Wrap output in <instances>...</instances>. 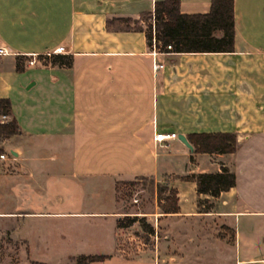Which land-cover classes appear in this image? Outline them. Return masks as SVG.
<instances>
[{
	"label": "crops",
	"instance_id": "0c3cea01",
	"mask_svg": "<svg viewBox=\"0 0 264 264\" xmlns=\"http://www.w3.org/2000/svg\"><path fill=\"white\" fill-rule=\"evenodd\" d=\"M157 1L0 0V98L11 100L8 120L22 129L2 144L15 154L0 160V238L9 234L27 262L50 264L37 258L55 254L264 264V0H234L230 52L155 54L144 32L107 30V19H139ZM210 3L180 0V10L206 13ZM59 47L69 62L17 70L19 56L37 59ZM207 131L238 140L235 152L210 154L207 169L194 167L180 140L156 141L158 133ZM221 167L234 172L235 185L199 212L195 182L182 177ZM140 177L177 191L178 212L158 214V229L151 224V235L164 233L156 251L130 247L137 222L118 226L132 214L118 210L117 183ZM85 185L98 194L108 186L111 201L85 208Z\"/></svg>",
	"mask_w": 264,
	"mask_h": 264
},
{
	"label": "trees",
	"instance_id": "16d2710c",
	"mask_svg": "<svg viewBox=\"0 0 264 264\" xmlns=\"http://www.w3.org/2000/svg\"><path fill=\"white\" fill-rule=\"evenodd\" d=\"M106 27L111 32H144L149 46L154 41L162 51L173 52H230L234 49L235 16L234 0H211L210 8L206 13H182L180 0H161L155 3L153 11H145L139 19L132 17H115L107 19ZM172 45V50L167 46ZM26 58H17V70L24 71ZM70 61L64 54H55L50 63L63 64ZM12 115V103L9 98H0V117ZM22 133L21 126L15 118L0 122V143L12 136ZM187 140L193 147V153H233L237 150V135L233 132H200L190 133ZM6 153L0 144V154ZM192 160V159H191ZM147 178V177H140ZM192 180L199 195L197 204L199 212H210L215 204L211 198H216L221 192L227 191L235 185L234 172L227 167H221L217 172H200L182 177ZM153 181L154 179L150 178ZM117 183V200L120 202V183ZM157 200L162 213L178 212V196L175 188L168 183L155 184ZM126 195V194H125ZM205 196H209L207 198ZM124 197V195H123ZM122 197V199H123ZM125 215L118 220L119 227H129L140 221L147 233L153 234L154 227L146 222V216ZM105 256L82 255L77 257V264H91L101 261Z\"/></svg>",
	"mask_w": 264,
	"mask_h": 264
},
{
	"label": "rangeland",
	"instance_id": "374dc122",
	"mask_svg": "<svg viewBox=\"0 0 264 264\" xmlns=\"http://www.w3.org/2000/svg\"><path fill=\"white\" fill-rule=\"evenodd\" d=\"M52 56L53 55L40 56V58L37 59L29 58L26 60V64L31 65V60L35 63L39 62L40 64H47L51 62ZM176 139L179 140L178 137H176ZM169 141L172 142V140ZM3 143L4 142L0 143L1 146ZM170 149L172 150V148ZM11 150V148H8V152H6L7 156H12ZM192 155L195 158V168L207 169L204 167H212L210 164H212L213 162H211V157L209 153H192ZM155 184L156 182L154 181L153 184V181L150 178H136L127 182L120 183L119 187L121 191L119 195L121 198L120 202H118V210L122 211L123 214H132V216L137 215L139 216L138 218H143V216H146V222L148 224H153V226L158 229V224L156 221L157 218L160 216L158 214H161L162 212L157 200ZM184 184V186H188V183ZM92 188V186L85 185L83 193V201L85 203V208H87L89 205V207H91L92 204H95V202L99 201L100 199L104 200L105 202H108V200L111 201V198L113 197V190L111 188L106 186V188H104L101 192L99 190L100 194H98L95 190H92ZM85 227L88 228V224H85ZM221 230V232H223V234H225L228 238L231 237V231L228 228H222ZM129 233L132 237L130 247L133 248L132 250L134 251H139L143 249L156 251L158 240L164 238V233L161 232V230L159 231V236L158 233H156L155 235L147 233L142 227L140 221H138L135 225L131 227ZM0 239V264H34L31 261L27 262V259L25 257H19L17 251V244L13 242V240H11L9 234H4ZM37 259H45V262H49L50 264H76L77 260V258L72 256H58L55 254H53L52 256H40ZM94 264L126 263L120 258H118V256H113L110 262L101 261L95 262Z\"/></svg>",
	"mask_w": 264,
	"mask_h": 264
},
{
	"label": "built area",
	"instance_id": "2783aa9c",
	"mask_svg": "<svg viewBox=\"0 0 264 264\" xmlns=\"http://www.w3.org/2000/svg\"><path fill=\"white\" fill-rule=\"evenodd\" d=\"M160 46H161V43H159V45H157L156 44V41H154V45H153V49H154V51H155V54H159V53H163V52H165V51H162L161 49H160ZM167 50H172V45H168L167 46ZM3 52V50L1 49L0 50V53H2ZM65 52V48L64 47H59L55 52H53V53H49L48 55H55V54H60V53H64ZM30 63H31V65L32 64H34L35 62L34 61H30ZM164 67V65L163 64H156L155 65V69L156 70H158V69H161V68H163ZM8 116H1L0 117V122H6V121H8ZM177 136H176V134H174V133H172V134H165V133H158L157 135H156V141L157 142H159L160 144H164V145H167V141L169 140V139H172V138H176ZM5 159H7V154L6 153H2V154H0V160H5Z\"/></svg>",
	"mask_w": 264,
	"mask_h": 264
},
{
	"label": "water",
	"instance_id": "95a60500",
	"mask_svg": "<svg viewBox=\"0 0 264 264\" xmlns=\"http://www.w3.org/2000/svg\"><path fill=\"white\" fill-rule=\"evenodd\" d=\"M177 137L190 151H193V147L187 140L186 136L179 134ZM12 154H15V152L12 151Z\"/></svg>",
	"mask_w": 264,
	"mask_h": 264
}]
</instances>
